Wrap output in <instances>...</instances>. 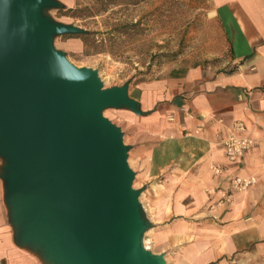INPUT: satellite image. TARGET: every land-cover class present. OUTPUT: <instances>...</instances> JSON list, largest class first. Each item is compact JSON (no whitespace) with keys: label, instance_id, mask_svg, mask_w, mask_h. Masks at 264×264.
<instances>
[{"label":"water","instance_id":"obj_1","mask_svg":"<svg viewBox=\"0 0 264 264\" xmlns=\"http://www.w3.org/2000/svg\"><path fill=\"white\" fill-rule=\"evenodd\" d=\"M56 0H0V157L20 236L57 264H165L145 249L140 191L107 108L141 114L128 86L56 50L86 30L44 13Z\"/></svg>","mask_w":264,"mask_h":264},{"label":"crops","instance_id":"obj_2","mask_svg":"<svg viewBox=\"0 0 264 264\" xmlns=\"http://www.w3.org/2000/svg\"><path fill=\"white\" fill-rule=\"evenodd\" d=\"M211 2L217 40L206 55L132 88L142 140H154L139 191L156 209L152 253L165 264H264V0ZM236 123L255 144L233 163L222 142ZM4 165L0 157V264H57L22 240L6 201ZM234 176L256 183L219 202L210 191Z\"/></svg>","mask_w":264,"mask_h":264},{"label":"rangeland","instance_id":"obj_3","mask_svg":"<svg viewBox=\"0 0 264 264\" xmlns=\"http://www.w3.org/2000/svg\"><path fill=\"white\" fill-rule=\"evenodd\" d=\"M56 1L63 9L48 10L52 20L91 35L82 51H75L71 45V39H79L56 36L55 49L63 51L75 67L95 70L103 89L127 85L130 97L135 84L164 77L175 69L182 72L196 64L206 55V45L217 40L211 0H118L114 5L103 0ZM105 6V12L99 13ZM102 114L121 130L128 147L127 162L134 172L132 187L141 190L143 181L148 183L144 174L148 165L146 152L154 140H142L139 115L124 108H107ZM149 196L140 195L139 201L143 217L150 224L143 242H150L146 245L153 252L151 239L159 223Z\"/></svg>","mask_w":264,"mask_h":264},{"label":"built area","instance_id":"obj_4","mask_svg":"<svg viewBox=\"0 0 264 264\" xmlns=\"http://www.w3.org/2000/svg\"><path fill=\"white\" fill-rule=\"evenodd\" d=\"M254 144L255 141L247 134L243 125L241 123H236L233 127V132L223 140L222 147L226 158L234 163L245 151L251 149ZM213 170L216 174L222 172L221 167L217 166H215ZM255 183L256 179L254 177L234 176L229 180L225 189H212L210 193L214 194L218 192L220 197L219 202H228L233 192L245 191ZM144 247L147 249L145 244Z\"/></svg>","mask_w":264,"mask_h":264},{"label":"trees","instance_id":"obj_5","mask_svg":"<svg viewBox=\"0 0 264 264\" xmlns=\"http://www.w3.org/2000/svg\"><path fill=\"white\" fill-rule=\"evenodd\" d=\"M107 5H114L118 2V0H103ZM59 3V6L57 8H53V9H56V10H60V9H63V5ZM48 10H51V9H46L44 11V13L47 15L48 13ZM106 10V6L99 12H105ZM66 12H73L72 10L70 9H65ZM77 17V16H76ZM80 17V16H78ZM91 34L87 31L86 33H81V34H69V38H77L80 40V42L82 43V46L83 48H87V38L90 36ZM59 36H63V35H59ZM68 36V35H67Z\"/></svg>","mask_w":264,"mask_h":264},{"label":"bare ground","instance_id":"obj_6","mask_svg":"<svg viewBox=\"0 0 264 264\" xmlns=\"http://www.w3.org/2000/svg\"><path fill=\"white\" fill-rule=\"evenodd\" d=\"M212 13L214 14V12H212ZM147 240H148V239H147ZM149 243H150V242L144 240V244H145V245H146V244H149ZM146 248H147V249H151V247H150V246H147V245H146Z\"/></svg>","mask_w":264,"mask_h":264}]
</instances>
